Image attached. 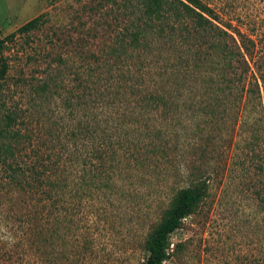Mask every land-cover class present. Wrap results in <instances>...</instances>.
I'll return each mask as SVG.
<instances>
[{"label":"rangeland","instance_id":"374dc122","mask_svg":"<svg viewBox=\"0 0 264 264\" xmlns=\"http://www.w3.org/2000/svg\"><path fill=\"white\" fill-rule=\"evenodd\" d=\"M113 1L118 5L123 0ZM204 1L220 24L228 22V30L238 29L253 39L252 58L246 59L248 73L254 76L247 74L243 81L246 87L247 80L264 75V0ZM115 4L111 0H0V37L35 16L42 22L31 32L28 44L22 35L6 43L3 56L9 75L39 77L48 59L57 55L64 59V70L91 62V54L98 63L111 62L106 47L114 30L128 17L126 10L115 9ZM35 51L48 57L33 59ZM144 53H132L125 66L134 71L137 60L144 61L143 56L166 61L165 51L157 54L155 50L154 56ZM152 76L131 77L128 83L151 85L155 90L164 87L165 91H160L175 97L177 110L125 109L118 104L117 112L111 113L120 115L129 136H142L145 146L136 144L137 152L152 148L145 138L149 135V140L161 144L163 156L152 148V152H145L147 158L141 164L131 167L124 163L126 170L121 176L125 177H116L115 186L81 194L72 211L64 202L60 213L65 218L56 226L57 237L50 233L55 228L52 219L26 220L32 215L28 199L0 193V264H137L146 255V234L161 222L174 192L189 185L200 172L209 173L207 190L169 234L170 254L165 264H253L259 257L264 260V202H258L255 195L257 186L264 183V174L257 175L254 163L247 159L252 153L245 145L250 131L238 124L241 118L233 123L232 114L223 123L219 120L205 125L203 132L209 127L216 129L210 133L214 137L207 144V153L199 157L204 141L195 132V125L201 118L181 106L194 89L184 87L178 95L173 85L151 84L157 80ZM63 80L70 86L72 74L65 72ZM257 83L264 113V83ZM255 114H260L258 107ZM245 115L251 119L250 112ZM35 230H42L41 235L35 236Z\"/></svg>","mask_w":264,"mask_h":264},{"label":"trees","instance_id":"16d2710c","mask_svg":"<svg viewBox=\"0 0 264 264\" xmlns=\"http://www.w3.org/2000/svg\"><path fill=\"white\" fill-rule=\"evenodd\" d=\"M111 3L115 4L113 0ZM120 7L128 17L114 30L106 47L111 62L98 63L91 54V62L64 70V59L57 55L48 59L41 76L14 77L8 73L3 49L15 35L24 36L28 44L31 32L42 25L40 16L0 37V193L28 199L32 215L26 220L34 223L52 219L55 228L50 233L56 237V226L65 218L60 213L64 202L72 211L81 194L115 186V178L122 177L126 170L124 163L131 167L141 164L147 158L145 152H152V148L163 156L161 144L149 140L148 134L143 136L148 135L146 142L152 148L137 152L136 144H144L142 136H129L120 115L111 112H117L118 104L125 109L177 110L175 97L165 96L160 91H165L164 87L155 90L144 82L140 87L138 83L129 84L131 77L153 74L157 80H151V84L173 85L178 95L184 87L194 89L181 106L201 118L195 125V132L204 141L199 150L201 158L214 137L211 131L216 129L209 127L203 132V127L219 120L223 123L230 114L233 123L241 118L238 124L250 131L245 145L252 153L247 159L254 163L257 175L264 174V113L257 83H264V75L259 74L252 82L247 80L246 87L243 84L247 74L254 76L248 73L246 59L252 58L253 39L238 29L228 30V22L220 24L204 0H123L115 4V9ZM155 50L157 54L165 51L166 61L143 56L144 61L138 59L134 71L125 66L132 53L154 56ZM31 57L48 56L35 51ZM65 72L72 74L73 81L67 87ZM257 107L261 115L255 114ZM247 111L251 119L245 115ZM208 174L194 175L189 185L174 192L161 222L146 234V255L137 264H165L170 254L169 234L201 201ZM82 190L85 192L80 193ZM263 190L264 183L255 189L260 203L264 202ZM34 233L40 236L42 230ZM253 264H264V260L259 257Z\"/></svg>","mask_w":264,"mask_h":264}]
</instances>
